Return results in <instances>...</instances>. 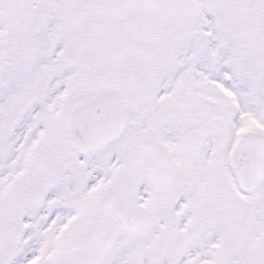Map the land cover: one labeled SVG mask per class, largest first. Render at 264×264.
I'll list each match as a JSON object with an SVG mask.
<instances>
[{"label":"snow or ice","instance_id":"snow-or-ice-1","mask_svg":"<svg viewBox=\"0 0 264 264\" xmlns=\"http://www.w3.org/2000/svg\"><path fill=\"white\" fill-rule=\"evenodd\" d=\"M0 264H264V0H0Z\"/></svg>","mask_w":264,"mask_h":264}]
</instances>
